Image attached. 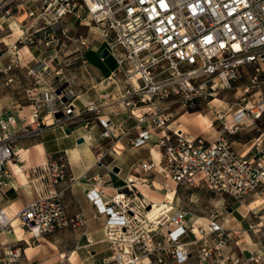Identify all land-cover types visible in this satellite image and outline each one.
Returning <instances> with one entry per match:
<instances>
[{"label":"built area","instance_id":"built-area-1","mask_svg":"<svg viewBox=\"0 0 264 264\" xmlns=\"http://www.w3.org/2000/svg\"><path fill=\"white\" fill-rule=\"evenodd\" d=\"M37 1H44L42 6L46 2ZM9 2L0 3V13L6 17L10 16L9 9H5ZM97 2L94 10L86 0H57L51 15L56 16L54 21L68 16L80 26L95 27L101 42L96 51L105 44L104 49L115 62L114 70L102 78L108 87H113L115 94L101 95L99 99L100 102L111 99V102L97 106L91 101L78 108L76 102L80 98L71 89L68 80L62 79L63 86L42 94L47 106L44 114L40 105H33L29 118L21 117L17 121L9 115L0 119V173L4 162L17 158L13 145L25 135L35 133L40 136L50 128L65 133L67 129L74 131V127L82 123L81 128L86 134L92 128H99L101 139L109 140L113 146L122 139L130 149L147 145L154 133L158 137L156 148L161 154L158 162L151 158L149 162L140 163L139 168L145 174L151 171L164 174L176 186L203 187L228 195L240 203L249 196H264V133H260L253 140L254 144L242 153L236 152L229 140V135L238 134L248 119L260 121L264 118V97L254 94L257 99L253 98L249 106L253 96L246 98L251 89L259 88L264 75V0ZM28 14L34 17V13ZM80 44L91 50L88 41L82 40ZM79 60L85 72L83 74L93 81L85 56L79 55ZM246 68L254 71L248 78V86L243 89L245 97H241V103L247 104H234L233 123L225 125L223 130L228 136L221 134L215 142L206 143L170 128L178 110L191 111L200 100L207 103L213 101L219 92L230 89ZM7 70L10 69H0V73L5 74ZM121 77L125 80L121 81ZM111 105H116L118 111L110 109L104 113V109ZM216 112L218 120L223 119L220 111ZM128 119L136 123L135 137L131 136V128H125ZM16 122L22 126L21 129L10 131ZM22 122L26 123L22 125ZM27 127L31 129H25ZM157 130H161L160 135L155 133ZM103 156V153L96 156L95 165L113 173L112 169L102 164ZM31 173L30 183L35 187L37 197L14 217L0 209V235L13 233L14 219H18L22 230L33 241L86 225L83 215L70 217L67 214L60 193L54 189L57 185L72 182L62 158H48L44 165L32 169ZM92 182L96 187L91 185ZM102 183L103 179L94 174L83 183L89 187L84 192L92 204L93 218L99 219L106 214L105 236L112 245H118L116 242L120 236L129 234L134 223L139 221L140 209L146 214L152 206L145 197L139 200L134 194L137 203L135 206L130 204L134 182L128 179L123 189L131 196L116 191L108 197L99 188ZM119 194L125 198H119ZM99 204H102L103 210ZM171 210L166 216L167 229L161 240L173 245V264H186L190 256L188 247L200 242L203 247L199 248V264H205L212 257L214 264H228L222 248L226 241L234 238L236 231L226 229L219 217L214 215L205 224L198 225L197 232L193 233L186 220V212L175 207L173 212ZM260 226L264 227V224L259 223ZM123 241L128 242L124 245V253L129 258L118 253L115 257L118 264H139L140 260L132 256L129 249L141 239L133 234ZM87 243L91 244L88 240ZM150 247L148 244V249ZM24 258L21 247L11 243L0 244V264H23Z\"/></svg>","mask_w":264,"mask_h":264},{"label":"rangeland","instance_id":"rangeland-1","mask_svg":"<svg viewBox=\"0 0 264 264\" xmlns=\"http://www.w3.org/2000/svg\"><path fill=\"white\" fill-rule=\"evenodd\" d=\"M4 1H10L5 9H9L11 18H9L10 16L6 17L5 14L1 15L0 13V69L4 71V69L9 68L10 70H7L5 74L0 73V119L9 115L14 116L17 121H19L21 117L29 118L30 109L33 105H40V110L43 109L44 111L42 113L44 114L45 111H47V106L45 107L44 99L42 98L43 95L46 92L50 93L53 89L59 87V85L63 86L64 82L62 79L68 80L71 89L76 91L77 94H75L80 98V100L76 102L78 108H82V105H86L87 102L91 101H94L97 106L111 102V99L107 101L102 100L101 102L99 99L101 95L110 94L112 96L115 94L113 87H108L107 83L102 81L100 74L98 75L97 73L91 72L93 81L88 79L84 75L85 72L81 68L79 60V55H84L88 63L93 67H97L100 72L106 71L107 68L110 69L109 65L98 63L93 54H88L95 52L97 55H100V52L105 46V44L101 45L96 51L98 44L101 42L95 27L80 26L76 23L74 18L68 16H63L58 18L57 21H54L56 16H52L51 14L54 11L57 0H46L43 6L42 4L44 1L39 2L37 0H0V3ZM49 8L50 12H48ZM31 12L34 13V17L28 14ZM15 24L18 25L21 31L18 35H16L18 32L17 28L16 31L13 29V32L10 28L11 25ZM82 40L88 41L91 50H87L80 44ZM26 50L27 53H25ZM59 72L61 75L57 76L56 74H59ZM253 72L254 71L249 68L242 70L239 79L231 85V88L219 92L213 101L210 100L209 103H207V101L200 100L198 101V106L194 110H178V114L176 113L177 115L173 117L171 123L173 126L171 129L175 131L179 128L187 137L203 140L206 143L215 142L221 134L228 136L226 132H223L225 129L224 127L225 125L229 126L233 123L231 122V116L236 108L234 104L241 103V97H245V95H243V89L248 86V78L253 75ZM262 74H264V72H262ZM120 79L121 81L125 80V77H121ZM261 83L258 89H251L250 92L246 94V98L254 94H259L264 97V75H262ZM37 98L39 101H37ZM253 98L257 99V95L250 98L248 106L253 102ZM215 100H219L221 103L214 102ZM246 104L247 102H243L242 105L244 106ZM228 107H232V109ZM110 109L118 111L116 105H111L104 109V113L109 112ZM216 111H220L219 114L223 116V119L218 120ZM93 115L94 114H92V117ZM24 123L26 122H22V125H24ZM81 124L82 123L76 125L74 130L77 128L86 134L85 130L81 128ZM21 127L22 126L16 122V125L12 127L10 131L19 130ZM135 127L136 123L133 120L128 119L126 121L125 128H131L134 131ZM25 129L31 128L27 127ZM48 130L52 131L53 128L46 129L44 132ZM155 133H159L160 135L161 130H157ZM260 133H264V118L260 121H250L248 119L240 128L238 134L233 136L229 135V140L233 149L236 152L242 153V151L254 144L253 140H255ZM38 137L40 136L35 135V133L25 135L18 142L14 143L13 146L15 151L16 149H23L24 147L30 146L33 143L32 140ZM156 139H158V137L152 136L147 145L150 143L153 147H156ZM156 149L160 155V149ZM121 157L122 156L115 158L105 153L101 162L107 169H112L113 172L114 168L120 170V167H123V164L120 163ZM149 159L147 161H140L139 165L142 162H149ZM10 162L19 164L16 158L15 162ZM139 165V174L137 176L134 174L136 179H134L135 183L133 184L132 196L123 189L127 177L122 180L118 178L120 171H118L117 174L109 173L104 167H101L104 169L105 173L102 176L99 174L97 175H99L103 181L106 176H109L110 179L114 178L120 180V187L116 188L115 192L120 191L126 194V196H131V205L133 203L135 206L137 200H142L144 195L159 198L163 197L164 193L162 191H164V188L174 190L180 198L179 200L181 203L179 201L173 204L169 203V207H167V204L158 206L157 208L153 207V209L156 208L157 211L152 212L150 215L147 213L145 214V212L140 209L141 216L139 215V221L134 223L132 231L129 234H125L124 237L120 236L119 241L116 242L118 245H112V242H109L105 234L102 236L105 241L103 248L106 251L104 254L100 253L95 256L93 255L94 257L92 260L90 259L89 264H118L116 261L118 253L129 258L128 254L124 253V245L128 242L123 240L131 237L133 234L136 235V238L141 239V241L133 245V248L129 250L132 256L140 260L139 264H173V255H171V250L173 249L171 246L173 245L170 246L161 240L162 236L166 233V216L168 214L167 212L171 210L170 207L173 209L175 207L186 212V220L190 228L191 226L193 227L191 222L192 219L193 221L202 222L204 219L207 220L216 215L224 225L225 221L228 220L226 228L228 227L230 230L236 231L237 234L231 241L228 240L225 242L222 249L227 257L224 256V260L227 261L228 264L230 262H234L233 264H264V227H259V223L264 224V201H262V203L258 201V199L264 198V196H249L240 203L228 195L214 193L203 187H196L193 189L184 185L176 186L164 174H157L153 171L147 174L143 173ZM20 175L23 176L22 173H20ZM91 176L93 175H90V177ZM23 180L22 184H25L26 180L24 176ZM74 182L75 181L71 183L68 182V188L71 189ZM146 182L148 185H146ZM80 189L82 188L80 187ZM26 190L27 192L29 191L28 188H26ZM157 190L161 191V193H156ZM133 194L138 199H135ZM146 200H148V198ZM191 200L193 203L190 202ZM254 200L258 201V203L255 204L256 208L248 210L247 205ZM173 209L171 212H173ZM229 210L232 211L229 212ZM149 211H151V209H149L148 212ZM145 215L147 217V223L146 218H144ZM150 221L156 222L159 225L154 229L152 227V229L144 228ZM105 222L106 219L104 218L101 222L102 224L104 223V229ZM203 222L205 223V221ZM145 229H147L148 233L144 232L146 231ZM70 231L73 230L71 229ZM244 232L249 234L253 245L255 244L257 246V252L244 251L238 247V241L243 239ZM76 241L74 236H68V264H83L81 260L85 257L80 254L81 250H77L78 255L74 253L77 247ZM29 242L33 250L36 249L34 246L39 244L37 240L33 241L29 239ZM148 244L151 245L149 249ZM119 245H121V247ZM21 246L27 247L25 244ZM158 246H160V248H158ZM202 247L203 244L201 242L188 247L190 256L186 264H189L188 262L191 257H194L195 264H199V248ZM209 247L211 249L213 248L211 244H209ZM89 249L91 248H87L86 250ZM85 256L87 257V255ZM24 260L27 261L26 258H24ZM84 263L87 264L85 261ZM214 263L212 257V259L205 264Z\"/></svg>","mask_w":264,"mask_h":264},{"label":"crops","instance_id":"crops-1","mask_svg":"<svg viewBox=\"0 0 264 264\" xmlns=\"http://www.w3.org/2000/svg\"><path fill=\"white\" fill-rule=\"evenodd\" d=\"M25 53H27V50ZM92 53L98 63L106 64L110 67V69L107 68L106 71L100 72L97 67H93L89 64L92 68V72L98 75L100 74L102 78L107 77L110 72L114 70L115 62L109 57L102 58L100 55H97V53ZM136 135L137 130H134L131 136L135 137ZM153 135L155 136V134ZM78 139H83V143L77 144L76 141ZM32 141L33 143L30 146L24 147L23 149H16V159L20 165L15 163V165H12L8 163L10 161L3 163V169L0 173V209H3L10 217H14L26 204L37 197L36 189L30 183V179L33 176L31 173L32 169L44 165L48 161V158L54 160L62 158L67 165L68 177L76 182L71 186V189L68 188V184L57 185L54 189L60 193L67 214L70 217L83 215L86 225L84 227H78L76 230L73 229V231H70L71 229H66L54 235L39 238L37 240L39 244L34 246V248H36L35 250L31 248L29 242L31 236L26 234L20 225H18L21 230L20 235H0V244L11 243L21 247L27 260L25 261L23 259V264H68V236L71 235L77 240V247L74 253L78 255L77 250H81L80 254L85 257L81 260L82 263L85 264V261L89 264L90 259L92 260L95 255L100 253L104 254L106 251L103 248L105 241L102 238L105 234L104 223H101L104 218H93L92 215L94 210L92 204L88 201L84 192L85 189H89V187L83 185L90 175L99 174L102 176L105 173L103 168L95 165L96 156L99 153H108L115 158L122 156L120 163L123 164V167L121 168L118 165L120 167V175L118 178L122 180L125 177L128 178L131 176L133 181H135L134 179L136 178L134 174L137 176L140 172L138 171L139 162L147 161L151 157L152 159L155 157L159 159L160 155L156 147H153L150 143L138 149H130L126 146L125 141L121 139L116 146H113L109 140L99 137V131L96 128H92L88 134H84L83 131L76 128L73 132L70 131L69 135L63 133L59 129H53L52 131L48 130L47 132L41 133L40 137ZM1 157L0 155V158ZM20 173L23 174L26 180L25 184H22L24 180ZM119 183L121 184L120 180L114 178L110 179L109 176H106L99 188L104 191L106 196H112L115 193V189L120 187ZM91 185L96 187L93 182ZM80 187L82 189H80ZM26 188L29 189L28 192ZM258 201L262 203V201ZM258 201H252L248 205L249 208L258 203ZM14 221H16V219L12 221V227ZM227 222L228 220L225 221V227L228 225ZM227 229L229 228L227 227ZM87 240L91 242L90 245L87 243ZM23 244L27 247H22L21 245ZM238 247L241 250L249 252L256 249V245H253V243L252 245H247L244 238L238 241ZM87 248L91 249L86 250ZM257 250L258 249H256L255 252H257ZM85 255H87V257ZM194 260V257H191L188 263L195 264Z\"/></svg>","mask_w":264,"mask_h":264},{"label":"bare ground","instance_id":"bare-ground-1","mask_svg":"<svg viewBox=\"0 0 264 264\" xmlns=\"http://www.w3.org/2000/svg\"><path fill=\"white\" fill-rule=\"evenodd\" d=\"M86 2L88 3V5L92 8V9H96L97 8V6H98V2H97V0H86ZM10 28H11V31L13 32L14 30L16 31V28H17V30H18V32L16 33V35H18L19 33H21V31H20V29H19V27H18V25L17 24H15V25H11L10 26ZM14 29V30H13ZM135 82V81H134ZM214 102H219V103H221L219 100H215ZM173 125H171L170 126V128L172 127ZM12 128V127H11ZM11 130V129H10ZM175 131H178V132H181L182 130L181 129H176ZM183 132V131H182ZM184 133V132H183ZM154 134V133H153ZM153 153H154V151H153ZM154 161L155 162H158L159 161V159H156V157L154 158ZM8 163H11L12 165H15L14 163H12V162H8ZM130 182H134L135 183V181H133V179H132V177L130 176V177H128L127 178ZM76 182V181H75ZM74 182V183H75ZM164 191H162L164 194H163V197H152V196H149V195H144V197H146V199L148 198V200H149V202H150V205H152V207H151V211H147L146 213L147 214H151L152 212H155L156 211V208L158 207V206H163V205H166L167 204V207H169L170 206V204H173L174 202L176 203V202H179L180 200V198L177 196V193L174 191V190H168V189H166V188H164L163 189ZM173 191V192H172ZM156 193H161V191H159V190H157L156 191ZM119 195H121V194H119ZM93 196V195H92ZM119 198H125L123 195H121V196H119ZM262 199H264V198H260V199H258V200H260V201H264V200H262ZM191 203H193V201L191 200L190 201ZM170 203V204H169ZM180 203H181V201H180ZM100 205V209L101 210H103V206H102V204H99ZM153 207H156L155 209H153ZM166 208V207H165ZM170 208H172V207H170ZM247 208L249 209V210H252V209H255L256 207H255V204L253 205V206H250V208H249V206L247 205ZM170 211V210H169ZM169 211L167 212V213H169ZM104 214H105V212H104ZM106 215V214H105ZM104 215V217L103 218H105L106 216ZM154 215H156V214H154ZM145 217H146V215H145ZM203 221H205L206 222V220L204 219ZM198 222V221H193V219L191 220V222H192V224H193V227H192V229H193V233H196L197 232V225L198 224H203L204 222ZM146 223H147V217H146ZM205 224V223H204ZM18 225H20L19 224V221H18V219H16V221H14L13 222V227H14V231H13V233L11 234V235H20V233H21V230H20V227H18ZM157 225H159V224H157L156 222H153V221H150L149 222V224H147V226H146V228L148 229H154V228H156L157 227ZM152 227V228H151ZM224 227H225V225H224ZM226 228V227H225ZM227 229V228H226ZM154 232V231H153ZM243 234V233H242ZM244 240H245V243H247V245L248 244H251L252 245V240H251V238H250V236H249V234L247 233V232H245L244 233ZM255 245V244H254ZM252 247V246H251ZM250 248V247H249ZM254 248V247H253ZM256 249H257V246H256ZM256 249L254 250V251H251V252H255L256 251Z\"/></svg>","mask_w":264,"mask_h":264},{"label":"water","instance_id":"water-1","mask_svg":"<svg viewBox=\"0 0 264 264\" xmlns=\"http://www.w3.org/2000/svg\"><path fill=\"white\" fill-rule=\"evenodd\" d=\"M100 56H101L102 58H107V57H108V53H107V51H106L105 49H103V50L100 52ZM56 94H58V92H56ZM55 118L57 119L58 116L56 115ZM65 133H66L67 135H69V134H70V130H66ZM76 143H77V144H82V143H83V139H78V140L76 141ZM118 171H119L118 168H114V169H113V173H115V174H117ZM231 211H232V210H229V212H231Z\"/></svg>","mask_w":264,"mask_h":264},{"label":"trees","instance_id":"trees-1","mask_svg":"<svg viewBox=\"0 0 264 264\" xmlns=\"http://www.w3.org/2000/svg\"><path fill=\"white\" fill-rule=\"evenodd\" d=\"M88 54H93V53H88ZM86 58V57H85ZM87 60V59H86ZM88 61V60H87ZM96 66V65H95Z\"/></svg>","mask_w":264,"mask_h":264}]
</instances>
